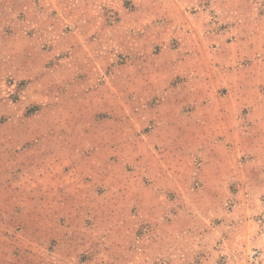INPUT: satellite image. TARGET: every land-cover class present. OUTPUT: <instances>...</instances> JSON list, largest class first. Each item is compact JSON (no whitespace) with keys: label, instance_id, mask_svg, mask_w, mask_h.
Instances as JSON below:
<instances>
[{"label":"rangeland","instance_id":"rangeland-1","mask_svg":"<svg viewBox=\"0 0 264 264\" xmlns=\"http://www.w3.org/2000/svg\"><path fill=\"white\" fill-rule=\"evenodd\" d=\"M0 264H264V0H0Z\"/></svg>","mask_w":264,"mask_h":264}]
</instances>
